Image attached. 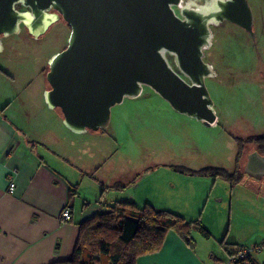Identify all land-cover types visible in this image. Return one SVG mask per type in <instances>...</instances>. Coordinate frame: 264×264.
Here are the masks:
<instances>
[{
    "label": "rangeland",
    "instance_id": "rangeland-1",
    "mask_svg": "<svg viewBox=\"0 0 264 264\" xmlns=\"http://www.w3.org/2000/svg\"><path fill=\"white\" fill-rule=\"evenodd\" d=\"M246 1L251 32L223 20L212 25L210 46L203 52V61L214 73L205 79L216 116L212 126L174 111L144 87L139 97L125 98L111 108L106 128L81 135L70 131L45 99L49 61L66 48L70 36L62 19L38 37L24 25L18 33L1 37L0 100L12 102V111L26 129L34 127L51 144H67L73 173H80L78 168L83 173L80 187L87 198L95 200L104 190L117 196L113 202L150 204L199 223L211 234L206 239L192 233L199 247H215L229 260L222 240L247 248L263 245L264 174L252 177L244 172V180L233 187L223 179L191 176L173 167H220L232 173L234 138L264 134V0ZM167 59L176 70L173 56ZM253 255L264 261V245Z\"/></svg>",
    "mask_w": 264,
    "mask_h": 264
},
{
    "label": "water",
    "instance_id": "water-1",
    "mask_svg": "<svg viewBox=\"0 0 264 264\" xmlns=\"http://www.w3.org/2000/svg\"><path fill=\"white\" fill-rule=\"evenodd\" d=\"M46 15L54 16L48 25ZM28 16L33 28L42 26L36 37L60 19L70 27L66 48L49 61L45 99L76 134L106 128L111 108L139 97L144 87L174 111L213 125L205 79L214 73L203 61L212 37L209 25L228 20L252 30L246 0H216L209 12L181 5V0H0V36L18 33L21 24L32 30ZM167 55L173 56L176 70ZM250 159L244 171L261 177L264 170L249 172Z\"/></svg>",
    "mask_w": 264,
    "mask_h": 264
},
{
    "label": "crops",
    "instance_id": "crops-1",
    "mask_svg": "<svg viewBox=\"0 0 264 264\" xmlns=\"http://www.w3.org/2000/svg\"><path fill=\"white\" fill-rule=\"evenodd\" d=\"M3 80L0 77L1 85ZM4 103L0 100V264H53L67 260L79 225L105 212L104 206L112 205L117 196H108L103 190L95 200L87 198L80 187L83 173L81 168L77 175L73 173L67 144H51L34 127L26 129L12 111V102ZM47 132L53 137L51 130ZM249 158L250 173L257 175L264 170V156L252 154ZM11 181L15 183L12 193L8 192ZM75 185L77 191L71 197ZM66 206L71 207L70 219L61 221ZM194 241L195 246L190 247L169 232L159 252L139 257L136 264H229L221 250H203ZM253 258L264 264L259 256Z\"/></svg>",
    "mask_w": 264,
    "mask_h": 264
},
{
    "label": "trees",
    "instance_id": "trees-1",
    "mask_svg": "<svg viewBox=\"0 0 264 264\" xmlns=\"http://www.w3.org/2000/svg\"><path fill=\"white\" fill-rule=\"evenodd\" d=\"M55 110L62 116L59 109ZM234 139L237 153L236 168L232 173L220 167H205L199 170L178 166L173 168L191 176L220 178L234 187L244 179L243 166L247 153L255 149L264 154V134ZM113 188L119 189V186L114 185ZM76 191L77 185L73 187L71 197ZM104 208L105 212L79 225L71 257L53 264H136L139 257L159 252L169 232H174L190 247L195 246L192 236L194 231L206 239L211 236L199 223L189 222L175 213L156 209L150 204L138 207L131 201H116L112 205H105ZM220 244L228 255L229 264H258L253 254L249 253L236 262H230L245 247L226 243L225 240Z\"/></svg>",
    "mask_w": 264,
    "mask_h": 264
},
{
    "label": "flooded vegetation",
    "instance_id": "flooded-vegetation-1",
    "mask_svg": "<svg viewBox=\"0 0 264 264\" xmlns=\"http://www.w3.org/2000/svg\"><path fill=\"white\" fill-rule=\"evenodd\" d=\"M216 0H204V3L202 4V5H200V4H196L195 3V1H193V0H183V5H186L187 7H193V8H195L197 11H202V10H206V11H212L214 8V2H215ZM15 8H16V10H18V11H21V12H23V13H27V12H30V10L28 9V8H25V7H23V6H21V5H16L15 6ZM49 14H54L55 13V11L54 10H50L49 12H48ZM49 16V15H48ZM50 17H52V16H50ZM44 18H48L47 16H45ZM32 19V18H31ZM51 19V18H50ZM33 20V19H32ZM31 20V21H32ZM43 22H44V24H46L47 23V19H44L43 20ZM21 25H23V24H21ZM20 25V26H21ZM52 25V24H51ZM209 27H210V29L212 28V24H210L209 25ZM39 30H40V25L39 24H36V27H32V31H33V33H35V34H37L38 32H39ZM0 38H1V36H0ZM254 153H258V154H260L257 150H255V149H252V150H250L248 153H247V156H246V160L248 159V157H250L252 154H254ZM260 155H262V156H264V154H260ZM244 168H245V165L243 166V171H244Z\"/></svg>",
    "mask_w": 264,
    "mask_h": 264
},
{
    "label": "built area",
    "instance_id": "built-area-1",
    "mask_svg": "<svg viewBox=\"0 0 264 264\" xmlns=\"http://www.w3.org/2000/svg\"><path fill=\"white\" fill-rule=\"evenodd\" d=\"M181 5H183V0H181ZM174 10L177 13V8H174ZM15 190V183L13 181L10 182L8 186V192L12 193ZM71 214V207L66 206L61 212L60 220L61 221H68L70 219ZM263 249L262 246H254L253 248H247L245 247L236 257L232 258V261L230 262H236L237 259H242L246 254H253L254 252H259ZM229 261V260H228ZM229 263V262H228Z\"/></svg>",
    "mask_w": 264,
    "mask_h": 264
},
{
    "label": "bare ground",
    "instance_id": "bare-ground-1",
    "mask_svg": "<svg viewBox=\"0 0 264 264\" xmlns=\"http://www.w3.org/2000/svg\"><path fill=\"white\" fill-rule=\"evenodd\" d=\"M214 8V7H213ZM200 12H209V11H206V10H202ZM48 18H44V19H47V23L46 25L50 24V22L54 19V16L50 17V15H46ZM32 17L31 16H28V18H26V23L32 28V24H33V18L31 19ZM51 18V19H50ZM32 20V21H31ZM45 25V24H44ZM42 26L40 25V28ZM33 32V31H32Z\"/></svg>",
    "mask_w": 264,
    "mask_h": 264
},
{
    "label": "clouds",
    "instance_id": "clouds-1",
    "mask_svg": "<svg viewBox=\"0 0 264 264\" xmlns=\"http://www.w3.org/2000/svg\"><path fill=\"white\" fill-rule=\"evenodd\" d=\"M220 2H228V0H220ZM217 11H220V9H217Z\"/></svg>",
    "mask_w": 264,
    "mask_h": 264
}]
</instances>
